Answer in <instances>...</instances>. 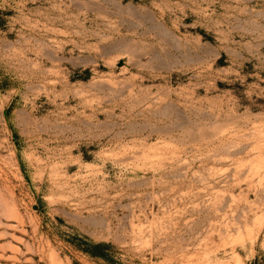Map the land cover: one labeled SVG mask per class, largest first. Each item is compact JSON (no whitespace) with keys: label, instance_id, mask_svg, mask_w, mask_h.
Wrapping results in <instances>:
<instances>
[{"label":"rangeland","instance_id":"374dc122","mask_svg":"<svg viewBox=\"0 0 264 264\" xmlns=\"http://www.w3.org/2000/svg\"><path fill=\"white\" fill-rule=\"evenodd\" d=\"M0 264H264V0H0Z\"/></svg>","mask_w":264,"mask_h":264},{"label":"trees","instance_id":"16d2710c","mask_svg":"<svg viewBox=\"0 0 264 264\" xmlns=\"http://www.w3.org/2000/svg\"><path fill=\"white\" fill-rule=\"evenodd\" d=\"M108 246V244H97L92 247L91 255L92 257H97V258H105L106 254L104 252H100V249L105 248Z\"/></svg>","mask_w":264,"mask_h":264}]
</instances>
